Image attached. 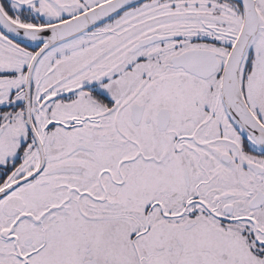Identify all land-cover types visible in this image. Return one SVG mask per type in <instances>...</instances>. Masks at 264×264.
Wrapping results in <instances>:
<instances>
[{
    "label": "snow or ice",
    "instance_id": "snow-or-ice-1",
    "mask_svg": "<svg viewBox=\"0 0 264 264\" xmlns=\"http://www.w3.org/2000/svg\"><path fill=\"white\" fill-rule=\"evenodd\" d=\"M0 264H264V0H0Z\"/></svg>",
    "mask_w": 264,
    "mask_h": 264
}]
</instances>
